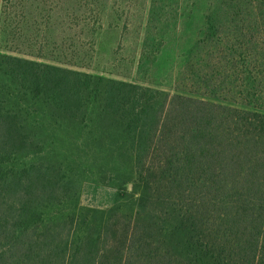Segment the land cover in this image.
Segmentation results:
<instances>
[{"label": "trees", "instance_id": "16d2710c", "mask_svg": "<svg viewBox=\"0 0 264 264\" xmlns=\"http://www.w3.org/2000/svg\"><path fill=\"white\" fill-rule=\"evenodd\" d=\"M200 1L182 93L11 54L36 36L90 58L109 0H0V264H264V0ZM168 8L151 5L143 55L165 46ZM64 125L130 158L134 217L50 221L70 181L12 161Z\"/></svg>", "mask_w": 264, "mask_h": 264}, {"label": "rangeland", "instance_id": "374dc122", "mask_svg": "<svg viewBox=\"0 0 264 264\" xmlns=\"http://www.w3.org/2000/svg\"><path fill=\"white\" fill-rule=\"evenodd\" d=\"M153 2L109 0L102 29L95 35V41L91 39L93 48L88 53L90 58H64L53 46L42 48L36 43V36L31 38V43L35 45L30 48H17L14 44L13 49H24L22 51H27L26 54L15 51L11 54L186 93L177 89L183 83L178 72L183 69V54L188 51L186 46L179 45L203 27L205 2L166 0L170 8L165 14L166 20H163L165 24L161 21L158 26L156 24V33L165 35V46L160 51L155 48L143 55V39ZM196 5L198 7L192 9ZM10 45L11 38L0 31V51L7 52L6 48ZM85 130H80L76 125L50 130L45 134L46 141L19 153L12 162L15 165L35 162L37 170L48 167L53 174L59 172V178L70 181L69 186L61 192L65 198L57 202L60 205L56 211V214L60 213L59 217L51 215V222L61 219L68 227L73 223L79 224L77 219L84 217L95 223H100L113 213L118 216L131 214L134 217L143 208L136 200L140 190L135 185L130 158L119 153L113 141L103 137L98 130L91 134Z\"/></svg>", "mask_w": 264, "mask_h": 264}]
</instances>
